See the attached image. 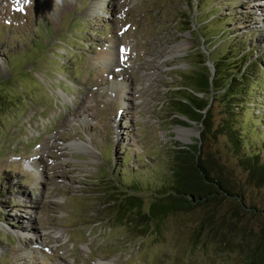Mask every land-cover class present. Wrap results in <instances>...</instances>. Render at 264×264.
I'll list each match as a JSON object with an SVG mask.
<instances>
[{
  "label": "rangeland",
  "instance_id": "obj_1",
  "mask_svg": "<svg viewBox=\"0 0 264 264\" xmlns=\"http://www.w3.org/2000/svg\"><path fill=\"white\" fill-rule=\"evenodd\" d=\"M259 2L0 0V264H246L241 235L229 247L206 231L195 236L198 208L140 232L128 220L114 222L101 201L117 187L146 209L169 184L172 150L196 143L200 126L181 116L185 123L175 122L168 89L201 61L212 72L223 55L236 72L262 60L254 61L234 128L243 142L237 153L257 151L264 160ZM119 42L129 66L113 63L112 49L101 57L106 43L116 52ZM116 80L128 93L120 96ZM211 105L216 124L226 109L217 98ZM229 145L222 134L206 137L205 148L255 208L240 211L236 223L257 231L264 185L247 182ZM231 202L217 215L230 214Z\"/></svg>",
  "mask_w": 264,
  "mask_h": 264
},
{
  "label": "trees",
  "instance_id": "obj_2",
  "mask_svg": "<svg viewBox=\"0 0 264 264\" xmlns=\"http://www.w3.org/2000/svg\"><path fill=\"white\" fill-rule=\"evenodd\" d=\"M229 58L223 55L215 60L212 72L201 61L199 66L194 65L193 69L181 73L176 89H168L171 93L165 102L173 111L175 122L185 123L181 116L200 126V138L196 143L178 144L172 150L169 184L158 190L146 209L138 195L124 191L119 193L116 192L117 187L110 188L111 195L101 201L102 210L110 211L108 214L114 222L128 220L144 232L149 224H158L171 214L198 208L200 215L195 236L206 231L208 237L212 236L220 245L229 247L232 239L239 234L242 237L238 249L246 259L245 263L264 264V223L257 231L245 226L242 228L236 223L240 211L252 210L250 212L253 213L255 208L245 205L242 189L235 185L225 163L205 148L206 137L226 136L228 145L238 156L237 164L245 171L247 182L255 186L264 185V160L259 159L257 151L237 153L243 142L234 128L238 124L235 117L241 114L239 101L249 94L246 90L251 82L249 74L255 73V62L258 61L249 62L244 72H236L235 66L227 62ZM215 98L222 100L226 109V116L216 124L211 114V100ZM225 201H232V212L217 215L216 208Z\"/></svg>",
  "mask_w": 264,
  "mask_h": 264
},
{
  "label": "bare ground",
  "instance_id": "obj_3",
  "mask_svg": "<svg viewBox=\"0 0 264 264\" xmlns=\"http://www.w3.org/2000/svg\"><path fill=\"white\" fill-rule=\"evenodd\" d=\"M112 53V52H111ZM108 54H109V52L108 51H105V52H103L102 54H101V57L104 59V60H106L109 56H108ZM111 60V59H110ZM112 65V60L111 61H108V66L107 67H110L111 65ZM184 131V130H183ZM181 135H184V132H183V134H181ZM182 139H186L184 136H182L181 137ZM100 264H104V263H100Z\"/></svg>",
  "mask_w": 264,
  "mask_h": 264
},
{
  "label": "snow or ice",
  "instance_id": "obj_4",
  "mask_svg": "<svg viewBox=\"0 0 264 264\" xmlns=\"http://www.w3.org/2000/svg\"><path fill=\"white\" fill-rule=\"evenodd\" d=\"M124 51V49L123 48H121V52H123Z\"/></svg>",
  "mask_w": 264,
  "mask_h": 264
}]
</instances>
